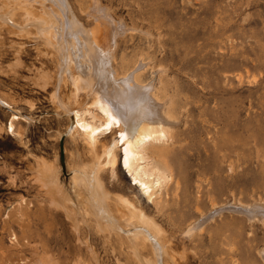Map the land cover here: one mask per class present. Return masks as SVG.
Returning <instances> with one entry per match:
<instances>
[{
  "label": "rangeland",
  "instance_id": "1",
  "mask_svg": "<svg viewBox=\"0 0 264 264\" xmlns=\"http://www.w3.org/2000/svg\"><path fill=\"white\" fill-rule=\"evenodd\" d=\"M41 2L0 3V9L6 8L0 12L11 7L13 19L22 24L20 32L0 22V264H144L143 260H155L150 240H139L134 246L122 231L109 230L104 219L88 212L77 224L73 208L65 201L72 171L93 162L94 153L81 133L69 132V116L58 104L61 98L65 103L75 101L80 108L88 106L69 80L57 84L59 57L43 42L45 25L42 28L36 22L43 15ZM69 2L87 29L96 24L88 15L95 3L110 7L111 15L129 28L116 46L113 65L118 74L142 58L146 65L139 80L152 81L156 93L165 84L166 93H174L175 111L184 106L182 113H175L180 120L167 126L178 140L165 137L147 143L151 150L185 148L178 153L185 179L179 180L177 194L163 193L166 207L158 211L118 163L114 172L104 165L98 179L110 196L111 214L125 224L113 200L117 195L157 219L167 251L159 264H264L259 254L264 245L260 221L250 222L227 211L218 214V208L202 230L188 237L184 234L185 225L201 212L208 213L215 203L264 205V0ZM203 5L211 11L204 12ZM189 58H193L190 64ZM80 85L83 92L89 90L88 84ZM3 101L29 117L13 120L14 133L6 129L12 111ZM186 102L200 109L194 117L188 118ZM98 139L100 152L102 140L108 137ZM149 155L144 159L147 168L161 166L157 157Z\"/></svg>",
  "mask_w": 264,
  "mask_h": 264
},
{
  "label": "bare ground",
  "instance_id": "2",
  "mask_svg": "<svg viewBox=\"0 0 264 264\" xmlns=\"http://www.w3.org/2000/svg\"><path fill=\"white\" fill-rule=\"evenodd\" d=\"M8 1L9 0H0V3L7 6ZM25 1L26 4H28L29 1L33 0ZM41 1L43 15H39L37 21H34H36L38 25H45L46 34L43 35L45 40L43 42L44 44L46 42L47 46H50L59 57L58 68L60 72L57 84L60 86V84L66 79L69 80L79 92L82 99L86 101L87 104L85 105L88 106L80 108L75 101H67V103H65V101L61 100L60 97L58 104L60 107H64L66 109V113L69 116V132L76 131L81 133L87 139V142L93 151L92 153H94L93 162L82 168L72 169L74 174L71 178L70 189L68 192H65V197L67 199L65 201H68V204H70L73 208V210L72 208L71 210L75 215H72L75 216V222L77 221V224L83 220V217L86 215L85 212H88L97 216L99 220L104 219L109 230L110 228L111 230L112 228H115L117 231H122L124 235L129 237L132 241L131 244L134 246L139 244V240H150L156 259H141L144 261V264H159L163 260V255L167 254L165 245L159 237L162 225L159 224L155 217H150L145 211H143V209L136 207L127 198L116 195L113 197V200L125 216L122 220L125 224L121 225V221L116 220L111 214V210L107 202V199L110 196L102 189V184L98 179V173L104 165H108L111 171L114 172L116 164L118 163L120 167L128 173V175L132 176V179L134 180L133 184H138L147 197L153 201L156 210L163 211L167 202V199H164L163 193L167 195L168 191L172 190L171 194L174 195L173 191L176 192V190L179 189V180L185 179V169L182 165L181 159L178 157V153H183L185 148L181 147L177 149L179 151L176 152L165 149L151 150L147 147V143H149V141L152 143V141L155 140L160 142V140H163L165 137L168 139L171 138L172 141L173 139H175L174 141L178 140L176 133H172L173 135H170L171 131L169 134V130H171V128H169L170 126H167L169 123H174L175 121L177 122L180 120L178 119L180 115L177 117V114L175 113L176 111L179 113L184 106H181L182 108L179 107V109L181 108L180 110H177V108L175 111L173 106L174 97L171 98L174 93H171V96L169 95L170 90L166 93L165 84L162 85L164 90L162 88L163 91L159 90L158 93H156L157 88L152 81L144 83L139 80V72L146 65L142 58H140L135 66H133L130 70H125L126 72L124 74H118L115 66L113 65L116 46L119 37L128 31L129 28L126 23H123L124 20L123 22L118 21L111 15L113 12H109L110 7L107 6V8H109L108 10L104 6L100 5L102 4L100 1V4L95 3L88 11V15L93 17L96 24L93 27L94 29L91 27L87 29L83 24L84 21L82 23L80 20L81 18L79 17V19L78 16L75 15L69 0ZM47 2H49L50 5H47ZM22 7L23 6H20V8ZM9 8L10 9L5 10L4 12H0V22L3 21L2 23L9 24L17 29L19 28L20 32H22V24H20V26L17 22H15L13 19V9L11 10V7ZM203 8L204 12L211 11V8L207 5H203ZM44 25L41 27L44 28ZM34 30L38 31L36 29ZM42 30L39 29L41 34ZM24 31L26 30L24 29ZM101 31L103 32V37L99 38ZM41 39L39 38V40ZM192 61L193 58L187 59V63L189 64ZM161 66H163V63ZM165 71L166 70H164V72ZM197 76L195 75L194 79H196ZM81 83L89 85V90L87 89V92H83V88L80 89ZM175 83L176 82H174V84ZM178 89L176 88V90ZM176 90L174 89L178 95V91ZM2 103H5V106L12 111L6 129L9 133H14L15 128L13 120L19 118L28 119L29 117L12 109L7 102L3 101ZM185 105L189 107L187 102ZM213 108L215 107L213 106ZM196 110L200 111L198 106L194 103L187 108L186 113L188 114V118L194 117V112ZM180 112L182 113V111ZM200 115H202V113ZM187 122L188 121H186V123ZM99 136H104L105 138L108 137L107 140H102L103 148L100 152L97 151V143L100 141V139H98ZM224 143L225 141H222V145H219V148H221ZM148 154H150L151 157H157L161 166H155V164L154 167L147 168L144 159L145 157H148ZM204 154L206 156L205 152ZM199 190L200 189H198L197 192L201 191ZM177 192L175 194H177ZM193 200L195 203H198V198H194ZM182 202L186 203L187 201L182 199ZM257 203H242L234 201L231 203L226 202L219 206L215 203L208 213L201 212L199 216L191 219V221L185 225L184 234L188 237L195 231L202 230L209 219L212 220L215 218L216 215L214 213L218 208V214L227 211L236 215L245 216L250 220V222L253 220L260 221L264 225V205H262V203ZM67 209L65 210L67 211ZM86 245L88 249H90V253L92 252L95 254L92 246H90L88 242H86ZM134 251L135 250H133V252ZM259 254L264 263V245L259 250Z\"/></svg>",
  "mask_w": 264,
  "mask_h": 264
},
{
  "label": "water",
  "instance_id": "3",
  "mask_svg": "<svg viewBox=\"0 0 264 264\" xmlns=\"http://www.w3.org/2000/svg\"><path fill=\"white\" fill-rule=\"evenodd\" d=\"M61 151H62L61 155L63 157V145H61Z\"/></svg>",
  "mask_w": 264,
  "mask_h": 264
},
{
  "label": "built area",
  "instance_id": "4",
  "mask_svg": "<svg viewBox=\"0 0 264 264\" xmlns=\"http://www.w3.org/2000/svg\"><path fill=\"white\" fill-rule=\"evenodd\" d=\"M14 239V238H13Z\"/></svg>",
  "mask_w": 264,
  "mask_h": 264
}]
</instances>
